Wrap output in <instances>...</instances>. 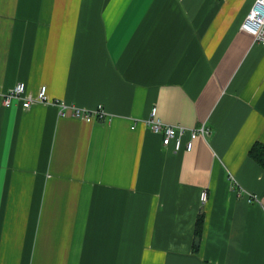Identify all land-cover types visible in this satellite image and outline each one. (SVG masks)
<instances>
[{
  "label": "crops",
  "instance_id": "obj_1",
  "mask_svg": "<svg viewBox=\"0 0 264 264\" xmlns=\"http://www.w3.org/2000/svg\"><path fill=\"white\" fill-rule=\"evenodd\" d=\"M255 1L0 0V89L112 115L0 97V264H264ZM155 106L211 133L176 152L139 121Z\"/></svg>",
  "mask_w": 264,
  "mask_h": 264
},
{
  "label": "built area",
  "instance_id": "obj_2",
  "mask_svg": "<svg viewBox=\"0 0 264 264\" xmlns=\"http://www.w3.org/2000/svg\"><path fill=\"white\" fill-rule=\"evenodd\" d=\"M242 29L250 32L254 36L255 42L264 46V0H256L252 10L245 18ZM0 97L6 106H11L14 102L23 103L24 108H30L35 102L58 105L62 116H66L68 111L74 118L86 123L109 122L112 120L110 115L103 105H99L94 109H85L76 106H71L60 100H53L49 97L47 86H42L38 95L32 97L27 95V87L24 82L18 83L12 89L3 91L0 89ZM142 121L153 133L163 137V145L168 147L173 145L176 152L183 148L191 152L194 148V143L200 136L206 138L210 133V129L206 125H202L195 129L188 130L183 126L167 124L158 115V108H152L150 116ZM138 123L136 120L135 124ZM189 135L188 140L184 143V137ZM242 193V191H240ZM209 194L203 191L201 194V202L208 201ZM249 201L260 202L256 195L249 194Z\"/></svg>",
  "mask_w": 264,
  "mask_h": 264
},
{
  "label": "trees",
  "instance_id": "obj_3",
  "mask_svg": "<svg viewBox=\"0 0 264 264\" xmlns=\"http://www.w3.org/2000/svg\"><path fill=\"white\" fill-rule=\"evenodd\" d=\"M250 156L262 168H264V144L256 143L252 148V150L250 151ZM204 225H205V217H204V213H201L198 217L196 229H195V242L193 247L194 252L199 251Z\"/></svg>",
  "mask_w": 264,
  "mask_h": 264
}]
</instances>
